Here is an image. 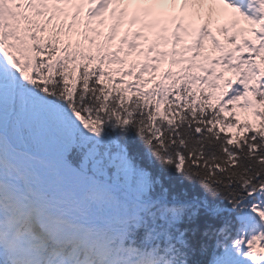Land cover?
<instances>
[{
	"label": "snow or ice",
	"instance_id": "snow-or-ice-1",
	"mask_svg": "<svg viewBox=\"0 0 264 264\" xmlns=\"http://www.w3.org/2000/svg\"><path fill=\"white\" fill-rule=\"evenodd\" d=\"M111 5L124 7L119 17L112 8L108 40L133 5L132 22L148 27L208 20L191 32L177 22L170 53L159 50L166 36L145 49L136 31L116 51L98 44L93 55L64 43L53 25L69 6L73 20L83 12L90 21ZM225 10L232 27L237 16L259 25L251 29L258 46L243 42L247 60L221 49L217 63L232 69L234 58L247 72L226 81L222 104L197 103L196 81L216 85L191 69L215 74L196 58L211 60L205 39L220 48L209 24ZM182 32L192 39L178 52ZM125 44L144 60L129 68L136 83L118 85L105 61L123 64ZM188 52L183 75L169 69L171 83L140 87L161 58L184 64L176 57ZM253 52L264 53V0H0V264H264V110H254L258 126L222 115L241 100L247 107L250 88L264 105V76L248 83L261 72Z\"/></svg>",
	"mask_w": 264,
	"mask_h": 264
},
{
	"label": "rangeland",
	"instance_id": "rangeland-1",
	"mask_svg": "<svg viewBox=\"0 0 264 264\" xmlns=\"http://www.w3.org/2000/svg\"><path fill=\"white\" fill-rule=\"evenodd\" d=\"M69 7H70L71 11H74L76 13L75 7H71V6H69ZM113 7L117 8L116 17H119L120 8L124 7V5H120V6L111 5V13L109 15V20L108 21H105V18H103L102 15L92 18V21L94 23H96L97 27L102 26L103 29H105L106 28V23H109V24L112 23L113 24V23L116 22V18H114L112 16V8ZM132 7H134V5L129 7L128 13H131ZM84 15L85 14L83 12H81L78 16L79 17L81 16V18H82ZM232 18L233 17H232V14H231V10H230V16H229L228 20H223L222 19V15L214 16L212 18V20H211V22L209 24V27L211 29L212 35H214L216 37L217 41H219L220 48H213V46L211 44V41L208 40V39H205L204 40V48H203V50L205 49L207 51V53L210 54L211 57L212 56H216V58H217L221 54V49H223L226 52H229L232 49L233 52L232 51H230V52L233 53L235 55V57H239L240 60H247L245 58L246 55H243V46H242V44H235V43L241 41L243 36L248 34L249 31L252 29V27H257L258 28L259 26L250 25L243 18H240V17L237 16L236 17V19L238 21L237 24H239V25L236 24L235 27H232V25H231ZM131 20H132V16H131ZM207 20H208V17L205 15V16H202V17H195V18H192V19L185 18L183 20H180L179 18L177 20H173L172 18H167V19H164V20H158L155 23L157 25V29L163 34V36H166V37L170 36L172 38V33L175 30V24L177 22L183 23L184 26L186 28H188L189 31L191 32V31H197L199 29L200 25L203 24ZM127 21L128 20L126 18L121 19L119 21V24H118V27H117L118 30L121 31V29H123L122 27L126 26ZM139 21L141 23L143 22L142 19H140ZM143 24L146 25L147 23L144 22ZM221 25H227V27H228V32L227 33L219 31V27ZM163 29H166V31H163ZM233 34H235V35H234V37L232 39H227L226 38L228 36H232ZM183 35H185V34L183 33ZM143 37H144V35H143ZM213 61L215 63H217L215 58H213ZM217 65L219 67V63H217ZM220 65L221 66L219 68H222L226 73L229 72V68L226 67V62H221ZM245 66H246V72H247L248 65L245 64ZM206 75H208V72L204 74V76H206ZM241 76H242V74H240L239 79H240ZM223 77L226 79L227 75H225ZM257 78H261L260 73H257L255 75L249 77V79H248L249 85L250 84L252 85V82L255 81ZM236 86L237 85L235 84L234 87H236ZM241 87H242V85H241ZM247 99L250 102L247 107L244 106V101L243 100L238 101L236 103L235 107H233L231 105V110L233 111V116L235 117V119L237 121L246 120L249 124H251L253 126H258L259 125V117L254 115V107H253L254 104L253 103H254L255 97H253V95L251 93V88L249 89V93H248ZM262 107L264 108V105H262ZM229 130H230V132H233L231 130V128Z\"/></svg>",
	"mask_w": 264,
	"mask_h": 264
},
{
	"label": "trees",
	"instance_id": "trees-1",
	"mask_svg": "<svg viewBox=\"0 0 264 264\" xmlns=\"http://www.w3.org/2000/svg\"><path fill=\"white\" fill-rule=\"evenodd\" d=\"M51 29L52 27L49 26L48 30L42 35H45V36L49 35L51 33ZM85 33L87 34L88 37L95 40V43H90L89 40H86L84 38L85 34L83 35V37H79L78 35L74 36L71 30H68V31L64 30L63 32H61V40L64 43L70 42L73 45V48H75L77 42H79L81 48L84 51L91 50L93 55H95L96 47L98 44H103L105 50L107 51H116L117 48L120 47V46L113 47L112 43L108 42L107 40H105L104 43H101L98 39L97 32L94 30V28H87ZM65 34H68V35H65ZM69 35H70V40H69ZM110 48H113V49L110 50ZM179 51L180 50H178V52ZM119 56L121 59L124 60L123 64H125V66L127 67L125 71H129V68L131 67L132 63H136L137 65H139L143 61L141 57L137 54V52L129 53L128 47L126 44L123 45V51L119 53ZM172 59L173 58L171 56L169 60V67L163 65L162 60H160V67L157 66L156 70L152 71L151 74L143 75L142 79L145 81V83L140 85V87L143 90H149L152 87H154L162 79L164 80L165 84L171 83V79L163 77V73L169 69L175 74L173 78H176L177 75H183V73L180 72V68L182 67V64H172L171 63ZM176 59L177 60L183 59L185 63L187 61V59L179 55L176 57ZM259 65L264 74V61L262 60L261 56L259 58ZM105 69L106 71H111L114 82L118 85L122 83H126V82H132V83L137 82V76L135 74L133 75L125 74V71L121 68V63H118V62L108 63L107 61H105ZM196 70H197L196 67L191 69L193 73ZM133 71L134 73H139L140 72L139 66H137ZM235 76H237V74ZM192 90L196 93V96L198 97L197 103H199L200 99H206L211 104L219 105V102H220L219 97H212L207 90H201L200 87H198V89L196 90L192 88ZM256 99L258 100V98ZM257 100H256V107L260 108V105L257 104ZM229 119H232V117H229ZM232 130H235V129H232ZM235 131H240V130L239 128H237Z\"/></svg>",
	"mask_w": 264,
	"mask_h": 264
}]
</instances>
